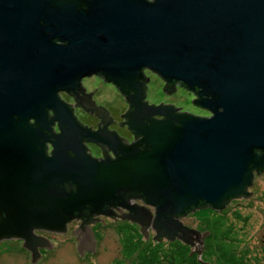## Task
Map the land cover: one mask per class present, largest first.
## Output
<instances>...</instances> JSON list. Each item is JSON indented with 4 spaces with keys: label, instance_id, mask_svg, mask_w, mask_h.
<instances>
[{
    "label": "water",
    "instance_id": "1",
    "mask_svg": "<svg viewBox=\"0 0 264 264\" xmlns=\"http://www.w3.org/2000/svg\"><path fill=\"white\" fill-rule=\"evenodd\" d=\"M143 69L165 92L175 81L191 90L209 114L147 103ZM90 74L123 94L117 123L133 140L108 129L107 111L83 92L79 79ZM59 90L99 116L94 130ZM263 168L264 0H0V239H20L31 263L38 246H51L32 228L62 232L72 217L77 252L94 251L84 223L98 212L131 219L144 238L148 229L155 241L176 238L200 259L208 230L180 216L248 196Z\"/></svg>",
    "mask_w": 264,
    "mask_h": 264
},
{
    "label": "rangeland",
    "instance_id": "2",
    "mask_svg": "<svg viewBox=\"0 0 264 264\" xmlns=\"http://www.w3.org/2000/svg\"><path fill=\"white\" fill-rule=\"evenodd\" d=\"M144 99L147 103L170 101L174 106L193 114L209 112L191 102V95L182 88L164 94L163 80L145 69ZM88 86L97 85L94 77L83 79ZM109 91L100 86L102 97ZM110 93V92H109ZM109 97L110 94H109ZM101 98V96H100ZM117 103H122L117 101ZM247 197H233L219 210L198 207L180 217L183 223L199 231L208 230L201 250L208 254L210 264H264V170L254 173L247 187ZM144 238L137 227L125 222H107L96 227L95 250L81 255L70 233L51 235L50 248L30 262V254L18 239L0 241V264H188L189 246L179 240L161 239L154 245L152 231ZM151 244L144 248L146 244ZM145 250V258L142 250ZM141 252V253H140ZM196 257V253H190ZM201 257V253H200ZM197 258V257H196ZM208 263L207 261H205Z\"/></svg>",
    "mask_w": 264,
    "mask_h": 264
},
{
    "label": "flooded vegetation",
    "instance_id": "3",
    "mask_svg": "<svg viewBox=\"0 0 264 264\" xmlns=\"http://www.w3.org/2000/svg\"><path fill=\"white\" fill-rule=\"evenodd\" d=\"M143 70H145V69H143ZM89 76L94 77V81L97 82V85H93L92 87H90L85 82H83L84 81L83 79L85 77H89ZM79 83H80V85L83 88V92L91 91L89 96H90V99L92 100V102L94 103V105H98L99 104L100 106H102L107 111L106 115H109L110 119L113 120V121H109L108 123H106V127L108 129H110V128L113 129L118 136H122L126 140L125 143H128L130 140H133L132 132L129 130L128 127H126V122H122L121 124L117 123V121L124 120L123 116H120L119 114L123 113V111L127 107V101L124 99L123 94L118 90V88L112 82H110L108 80H103L102 76H99L98 74H90V75L82 76L79 79ZM100 86L101 87H106L107 90L110 92V93L108 92L107 94H104V96H106V97H102V93H100ZM173 86H174L173 90H170L169 92H165V91L162 90L163 93L164 94H170L171 92H173L177 88H182V89L186 90L188 93H190L191 98L195 97V94L191 90H188V89L184 88L182 85L178 84L176 81L173 82ZM109 94H110L111 97H109ZM57 96L62 101L70 104V106H71V114L74 115L75 119H77L78 122H80L81 124H85V127L90 125L89 127L92 130H94L96 128V123L95 122L99 120V116H95L96 114H93V110L88 112L84 108H82L80 105H73L74 100H73L72 95L68 94L65 90L57 91ZM100 96H101V98H100ZM118 100L121 101L122 103H117ZM159 102L160 103H170V104H172L170 101H158L156 103H159ZM195 106H197V105H195ZM197 107H199V106H197ZM199 108H201V107H199ZM46 111H47V114H51L50 108H47ZM178 111H183V110L178 107ZM207 114H209V112L198 113V115H207ZM154 117L158 118V117H161V116L160 115H154ZM27 120H28V122H32V117L29 116L27 118ZM51 129L54 132L55 131H59V129H58L57 125H56V120H52ZM81 142L87 148L88 154L90 156H93V157H98L99 156L100 158H102L100 147L97 144H95L94 141H92V140H85V141L81 140ZM44 144H45V154L46 155H50L49 150L52 147L51 143L49 141H47V140H44ZM106 152L108 153V155L110 157H113V153L110 151L109 148L106 150ZM263 170H264V168L261 171H263ZM261 171L254 172V173H260ZM248 191H249V194H250V190L249 189H248ZM131 200L133 202H135L136 204L144 206V203L138 197H135V198L132 197ZM114 206L119 208L120 211L127 212V208H125L124 206H120V205H117V204H114ZM114 206H110V208L115 213L119 214V211L117 209H115ZM145 206H147V205H145ZM203 206H208V205H203ZM203 206H198V207H203ZM149 208H150V210H152V207L149 206ZM90 216L91 217L96 216L98 218V219H93L92 221H87V222L84 223L86 225V227H88L89 230L92 232L93 239H94V236L96 235V227L100 226V225L102 226V225H104L105 223H107L109 221H111V222H125V223H128V224H132V225H135L137 227V229L139 230V225L136 222H134L131 219L126 218V217H121L120 218V216H118V215H113V217H114V219H113V217H111L110 215L103 214L102 212H98L96 214H91ZM100 219L102 220V222H101ZM79 221H80L79 217H72L71 219H69L68 221L65 222L64 231H62V232H56L54 230H47V229L40 228V227L32 228V230L37 235L44 236L48 240H49L50 236L54 235V234L70 233L72 238L74 239V241L76 243L78 241V239L75 238L76 232L72 233L71 230L74 229L79 224ZM182 223H183V221H182ZM148 235L150 237V233L149 232H148ZM3 239H5V238H1L0 241L3 240ZM15 239H17V238H15ZM18 240L21 242L20 239H18ZM95 240L96 239H94V242H93L94 250H95V244H96ZM173 240H176V238H174ZM47 248H50V247H46V246L39 247L38 246V252H39L38 259L42 256L43 250H46ZM25 250L29 253V251L27 249H25ZM86 252H93V251H90L87 248H84L81 255L85 254Z\"/></svg>",
    "mask_w": 264,
    "mask_h": 264
},
{
    "label": "trees",
    "instance_id": "4",
    "mask_svg": "<svg viewBox=\"0 0 264 264\" xmlns=\"http://www.w3.org/2000/svg\"><path fill=\"white\" fill-rule=\"evenodd\" d=\"M154 243H155L154 245H156V244L159 245L160 244V242H156V241H154ZM144 246H145L144 248H146V247L152 246V245L147 243ZM141 255H144L145 256V250L144 249L142 250V254ZM206 255H208V254L203 249L201 250V257H200V259L196 258L195 256L192 257L193 256L192 254H187L186 256H187L188 260L190 261V262H188V264H210V262L206 259L207 258ZM146 257H147V255L145 256V258ZM147 261H148V262H146L147 264H158V263H154V262H152L150 260H147ZM205 261H207L208 263H206Z\"/></svg>",
    "mask_w": 264,
    "mask_h": 264
}]
</instances>
